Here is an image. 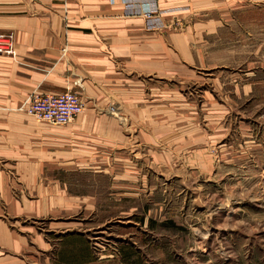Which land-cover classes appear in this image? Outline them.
Segmentation results:
<instances>
[{
	"label": "crops",
	"instance_id": "1",
	"mask_svg": "<svg viewBox=\"0 0 264 264\" xmlns=\"http://www.w3.org/2000/svg\"><path fill=\"white\" fill-rule=\"evenodd\" d=\"M124 2L0 0V33L14 34L18 54L16 59L0 55V264H143V246L157 248L150 237L155 230V223L149 224L150 215L145 219L144 235L133 229L139 225L133 222L122 226L133 230L118 231L112 239L102 234L105 242H96L97 230L85 220L101 202L91 197L82 177L110 174L117 191L150 190L144 199L147 203L155 201V191L162 188L151 174L168 173L172 151L191 153L193 164L208 170L205 173L216 168L208 146L205 153V149L200 152L197 137L190 133V141H186L178 132V137L173 134L175 142H180L174 150L157 148L150 153L149 169L139 164V157L143 159L145 154L135 153L139 149L134 147L131 152L136 156L130 167L116 166L109 168V173L96 163L104 150H112L104 149L103 143L107 147L118 143L117 153L123 152L119 135L112 136L107 130L121 126L111 110L132 115L135 109H146L148 95L153 97L154 107H160L164 102L162 83L180 72H193L195 62L209 59L212 50L203 43L210 36L217 38L218 30L235 22L237 16L264 12V0H158L169 18L200 19L193 23L198 31L192 30L191 24L186 31L170 36L146 32L144 21L138 18L126 20ZM168 44L172 48L168 49ZM72 89L83 97L86 109L71 124H38L20 111L34 93ZM156 114L145 118L143 124L158 125L157 132L143 138L166 143L165 128L160 126L163 112ZM195 116L190 114L189 119ZM123 170L129 179L117 180ZM209 180L204 182L211 184ZM198 191L195 187L191 196L192 210L186 204L184 213L195 225L192 231L204 242L207 233L217 230V215L230 216L231 209L226 203L220 205L213 192ZM182 192L178 201L183 200ZM135 195L131 202L143 199ZM258 196L264 195L259 192ZM77 215H83V220H75ZM14 219L18 223L13 227ZM224 226L229 231L231 226L226 222Z\"/></svg>",
	"mask_w": 264,
	"mask_h": 264
},
{
	"label": "rangeland",
	"instance_id": "2",
	"mask_svg": "<svg viewBox=\"0 0 264 264\" xmlns=\"http://www.w3.org/2000/svg\"><path fill=\"white\" fill-rule=\"evenodd\" d=\"M143 1L125 0L124 18L143 20L146 32L170 36L186 31L191 24V29L198 31L193 23L200 19L169 18L168 12L158 5V0V20L153 21L156 17L148 20L141 12L147 4ZM203 44L211 48V57L202 59L200 63L195 62L193 72L188 71L185 75L180 72L162 83L164 102L159 104L160 107L155 108L153 97L148 95L146 109H135L132 115L131 112L126 116L125 111L111 110V115L120 119L121 126L107 130L112 136L119 135L123 152L117 153L118 143L109 144L110 147L103 143L104 149L112 150L103 149L96 167H103L109 173V168L130 167L131 158L136 156L131 152L134 147L139 149L135 153L145 154L144 160L139 157V164L147 165L149 169L153 158L151 152L157 148L174 150L180 143L175 142L173 137L176 132L177 137L179 133L186 141L190 133L192 137H197L200 152L205 149V153L208 146L211 160L215 163L213 167L216 168H212L211 174L205 173L208 170L193 164L191 153L172 151V157H168V173L156 171L151 174L153 181L162 188L155 191V201L147 203L144 199L150 190L117 191L112 185L114 176L105 174L95 177L89 173L87 177H82L83 186L89 188L91 197L96 202L100 201L101 206L91 209L85 222L97 230L96 242L104 243L102 234L112 239L118 231L131 229H122L126 224L137 222L139 225L133 229L146 231L145 219L150 215L149 224L155 223L150 237L154 238L159 248L149 246L146 249L148 245H144L143 264H264V196H258L259 192L264 195V12L255 10L237 16L235 22L218 30L217 38L210 36ZM195 46L198 47L197 44ZM167 47L172 48L171 44ZM66 51L67 48H64L63 52ZM75 85L79 86L80 83L76 82ZM70 91L77 93L73 89ZM183 98L184 102L181 101ZM83 102L86 109L84 99ZM159 111L164 115V123L160 126L165 128L166 143L157 139L149 142L143 138L157 132L158 125L143 123L145 118L155 117ZM190 114L196 115L195 118L189 119ZM34 120L38 124H49ZM129 177L127 173L118 175L116 179ZM206 178H210L213 185L204 182ZM195 187L198 192L201 191L200 194L213 192L220 205L226 203L231 209L230 216L223 213L217 215V230L215 234L207 233L204 242L192 231L193 223L184 213L186 204L191 206L190 210L195 205L194 199H191ZM181 192L183 200L178 201L177 196ZM134 195H142L143 199L131 202ZM75 218L77 221L83 220L84 216L77 215ZM14 220L13 227L18 223ZM225 222L231 226L229 231L225 229ZM212 223L210 221L209 224ZM167 224L183 228V231L168 228Z\"/></svg>",
	"mask_w": 264,
	"mask_h": 264
},
{
	"label": "built area",
	"instance_id": "3",
	"mask_svg": "<svg viewBox=\"0 0 264 264\" xmlns=\"http://www.w3.org/2000/svg\"><path fill=\"white\" fill-rule=\"evenodd\" d=\"M143 12L145 18L156 22L159 8L156 0H144ZM132 12H136L132 10ZM138 14V13H137ZM135 15V14H134ZM16 40L13 33H0V55L17 57ZM21 112L27 113L37 121H45L53 126H65L81 116L85 111L83 99L73 91L62 93H34L29 96L26 104L20 109Z\"/></svg>",
	"mask_w": 264,
	"mask_h": 264
}]
</instances>
